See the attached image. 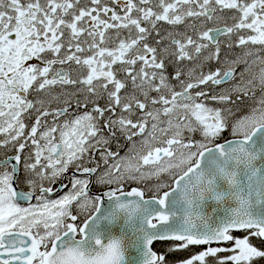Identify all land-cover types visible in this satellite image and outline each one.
<instances>
[{"label":"snow or ice","instance_id":"6c2138e0","mask_svg":"<svg viewBox=\"0 0 264 264\" xmlns=\"http://www.w3.org/2000/svg\"><path fill=\"white\" fill-rule=\"evenodd\" d=\"M0 136V264H264V0H0Z\"/></svg>","mask_w":264,"mask_h":264},{"label":"flooded vegetation","instance_id":"af4514ba","mask_svg":"<svg viewBox=\"0 0 264 264\" xmlns=\"http://www.w3.org/2000/svg\"><path fill=\"white\" fill-rule=\"evenodd\" d=\"M259 46H251V45H249V46H245V48H236V49H234V51H235V53H237V51L239 50V51H241V53H243V51H245V50H247V48H252L253 50H255V48H258ZM70 90V89H69ZM57 91H59V86L57 87ZM101 103H103V101H101ZM51 118H49V120H50ZM33 120H34V116H33V118L32 119H26V123L27 124H29V125H31L32 123H33ZM197 139H199V136L197 135V137H196ZM0 139H3V137L2 136H0ZM120 145H121V147L119 148V151H120V154H121V156H123L124 154H125V152H127V150H128V147H129V145L128 144H126L123 140H121L120 141ZM111 147H112V150H117V145L115 144V143H113L112 145H111ZM5 154H7V155H13L14 154V152L12 151V149H11V145H9L7 148H0V158H3V156L5 155ZM99 157H98V155H97V159H98ZM72 172V168L70 167V169H69V173H71ZM94 179V178H93ZM165 180H167V177H165L164 178ZM63 182H67V178H65V180L63 181ZM59 184H60V181H57V183H56V185H52V187H54V188H58V186H59ZM96 188L95 187H93L92 188V192L94 193V192H96ZM63 194V192L62 191H56L55 192V195L52 197V198H57L58 196H60V195H62ZM238 235L240 234V233H237ZM159 242V241H158ZM157 243V242H156ZM155 244V243H154ZM165 248H167V244H163V245H159V244H157V245H155V247H153V250H155V251H157V252H163L164 253V249ZM202 248H203V246H200L199 248H197V247H195V246H193V247H191L189 250H186V251H182V252H176V253H167V255H169V256H173L174 257V260H168L169 261V264H174V262L176 261V260H178V259H182V258H186L188 255H189V253L191 252V253H194V252H196V251H199V250H202Z\"/></svg>","mask_w":264,"mask_h":264},{"label":"trees","instance_id":"16d2710c","mask_svg":"<svg viewBox=\"0 0 264 264\" xmlns=\"http://www.w3.org/2000/svg\"><path fill=\"white\" fill-rule=\"evenodd\" d=\"M225 137H227V136H225ZM157 244H159V245H163V244H166V242H157V243H155V244L153 245V247H155V245H157ZM164 253H167V248L164 249ZM167 259H168V260H174V257H173V256H169V255H167Z\"/></svg>","mask_w":264,"mask_h":264},{"label":"rangeland","instance_id":"374dc122","mask_svg":"<svg viewBox=\"0 0 264 264\" xmlns=\"http://www.w3.org/2000/svg\"><path fill=\"white\" fill-rule=\"evenodd\" d=\"M164 27H168V26L167 25H164ZM236 54H242V53H241V51L238 50ZM243 111H246V108H243L241 112H238L237 113V115H241ZM228 135H229V133H227V132L224 133V136H228Z\"/></svg>","mask_w":264,"mask_h":264}]
</instances>
